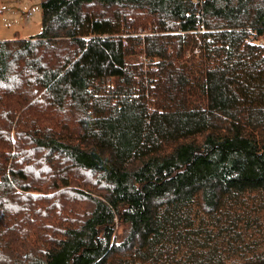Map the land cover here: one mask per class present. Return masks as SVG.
Listing matches in <instances>:
<instances>
[{
	"label": "trees",
	"instance_id": "16d2710c",
	"mask_svg": "<svg viewBox=\"0 0 264 264\" xmlns=\"http://www.w3.org/2000/svg\"><path fill=\"white\" fill-rule=\"evenodd\" d=\"M0 264H264V0H42L0 39Z\"/></svg>",
	"mask_w": 264,
	"mask_h": 264
},
{
	"label": "rangeland",
	"instance_id": "374dc122",
	"mask_svg": "<svg viewBox=\"0 0 264 264\" xmlns=\"http://www.w3.org/2000/svg\"><path fill=\"white\" fill-rule=\"evenodd\" d=\"M41 30L42 0H0V38L28 37Z\"/></svg>",
	"mask_w": 264,
	"mask_h": 264
},
{
	"label": "crops",
	"instance_id": "0c3cea01",
	"mask_svg": "<svg viewBox=\"0 0 264 264\" xmlns=\"http://www.w3.org/2000/svg\"><path fill=\"white\" fill-rule=\"evenodd\" d=\"M0 39H3V38H0Z\"/></svg>",
	"mask_w": 264,
	"mask_h": 264
}]
</instances>
